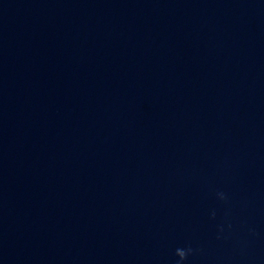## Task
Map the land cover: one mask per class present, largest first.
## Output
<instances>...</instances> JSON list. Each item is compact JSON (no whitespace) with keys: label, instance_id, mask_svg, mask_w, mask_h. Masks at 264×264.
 <instances>
[{"label":"clouds","instance_id":"9594fccd","mask_svg":"<svg viewBox=\"0 0 264 264\" xmlns=\"http://www.w3.org/2000/svg\"><path fill=\"white\" fill-rule=\"evenodd\" d=\"M217 198L220 201L226 202L228 197L224 192H217ZM215 212L212 213V217L215 218ZM197 250L193 249L190 245L184 247H177L175 249L174 255L177 257L176 264H185L188 258L195 254Z\"/></svg>","mask_w":264,"mask_h":264}]
</instances>
